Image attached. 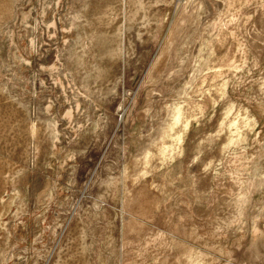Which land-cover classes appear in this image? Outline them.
<instances>
[{"label": "rangeland", "instance_id": "rangeland-1", "mask_svg": "<svg viewBox=\"0 0 264 264\" xmlns=\"http://www.w3.org/2000/svg\"><path fill=\"white\" fill-rule=\"evenodd\" d=\"M0 264H264V0H0Z\"/></svg>", "mask_w": 264, "mask_h": 264}]
</instances>
